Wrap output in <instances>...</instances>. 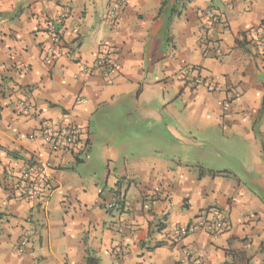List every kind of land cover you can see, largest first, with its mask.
<instances>
[{"label": "crops", "instance_id": "obj_1", "mask_svg": "<svg viewBox=\"0 0 264 264\" xmlns=\"http://www.w3.org/2000/svg\"><path fill=\"white\" fill-rule=\"evenodd\" d=\"M209 10L222 24L205 30ZM64 11L71 51L46 62V23ZM0 15V264H184L188 252L264 264V50L251 35L264 0H0ZM104 44L116 72L86 73ZM71 120L82 135L52 157L49 197H16L43 147L28 135ZM219 213L225 233L174 241Z\"/></svg>", "mask_w": 264, "mask_h": 264}, {"label": "built area", "instance_id": "obj_2", "mask_svg": "<svg viewBox=\"0 0 264 264\" xmlns=\"http://www.w3.org/2000/svg\"><path fill=\"white\" fill-rule=\"evenodd\" d=\"M71 14L69 11H64L57 17L47 21L46 29L49 34L50 44L45 49L44 61L55 62L64 53V50L68 48L62 28L64 23L71 17ZM207 15L208 21L205 25V30L210 29L213 25L222 24L221 18L215 10L207 11ZM251 35L255 37L256 47L264 50V23H261L259 27L253 29ZM216 53L221 55L222 50L218 49ZM116 70V47L111 44H104L99 51L94 65L85 68L88 74H99L106 77L112 76ZM190 78L196 85H211L209 79L204 78L202 75H196ZM18 108L23 113H29L33 107L21 101ZM81 135L80 126L74 120L67 121L63 124L51 122L41 123L28 135V138L32 141L40 139L43 147L35 150L30 156L29 161L19 171L12 187L13 194L28 202L45 201L49 197L51 190L52 157L56 154H73L79 144ZM107 207L108 209H114L117 207V203L112 202ZM229 227V221L223 214L219 213L213 216L201 215L195 221L177 229L172 237L174 241L180 242L198 229L210 234H222ZM31 237V233L20 237L18 242V250L20 252H24L29 247ZM184 264H202V261L199 257L193 256L192 252H188Z\"/></svg>", "mask_w": 264, "mask_h": 264}, {"label": "trees", "instance_id": "obj_3", "mask_svg": "<svg viewBox=\"0 0 264 264\" xmlns=\"http://www.w3.org/2000/svg\"><path fill=\"white\" fill-rule=\"evenodd\" d=\"M1 16V15H0ZM66 41V40H65ZM66 45H68V44H66ZM87 264H97L98 263V261H97V259L96 258H93V257H88L87 258ZM226 264H228V263H226Z\"/></svg>", "mask_w": 264, "mask_h": 264}]
</instances>
